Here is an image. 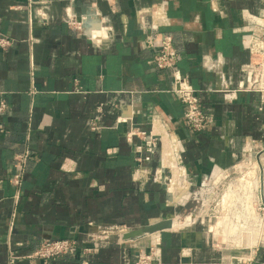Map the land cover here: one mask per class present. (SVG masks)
Returning a JSON list of instances; mask_svg holds the SVG:
<instances>
[{"label": "crops", "instance_id": "0c3cea01", "mask_svg": "<svg viewBox=\"0 0 264 264\" xmlns=\"http://www.w3.org/2000/svg\"><path fill=\"white\" fill-rule=\"evenodd\" d=\"M263 18L264 0H0V37L12 41L0 48V264H11V251L15 264H42L24 257L63 239L80 251L50 264H84L90 247L88 264H133L134 243L157 245L160 264H238L213 238L207 211L243 159L263 160L264 106L255 93L231 101L217 89L245 85L246 40ZM150 35L173 37L177 72L214 118L205 131L184 121L174 71L155 66ZM140 132L160 146L144 171ZM25 153L16 203L12 178ZM202 189L192 220L185 207ZM165 219L171 230L124 239Z\"/></svg>", "mask_w": 264, "mask_h": 264}, {"label": "built area", "instance_id": "2783aa9c", "mask_svg": "<svg viewBox=\"0 0 264 264\" xmlns=\"http://www.w3.org/2000/svg\"><path fill=\"white\" fill-rule=\"evenodd\" d=\"M68 25L79 31L83 30V21L78 20L75 16L68 13ZM103 32H96L90 35L92 41H98L103 36ZM11 40L6 37H0V48H7L11 44ZM147 49L153 53V62L158 69L161 70H173L174 71V85L172 92L176 95L178 100L184 105V121L195 132H203L208 129L213 121V116L208 113L203 104L198 91L177 72L178 52L174 44L172 36L166 35L161 39L150 35L145 40ZM246 47L250 55V61L243 68V72L246 74L247 81L243 87L238 90L230 89L226 84H221L218 87V91L225 94L228 100H236L239 92L245 91L249 93H255L259 96L260 104L264 106V18L261 23L252 30L249 38L246 40ZM6 108V105H2L0 113ZM134 135L142 139V144L137 146L136 149L139 154H146L138 159V171H144L146 164L152 162L153 157L159 150V139L147 132L133 133ZM30 159V154L25 153L16 157V168L18 172L13 176L12 183L18 188L15 195L16 203L20 199L19 188L22 186L24 179V170ZM255 164V163H254ZM254 165L245 161V169H250ZM186 179V175H184ZM156 180L165 183H170L169 179L165 176V173L156 171ZM218 192V191H217ZM207 199V198H206ZM262 206V204H261ZM202 213V212H201ZM201 215V214H200ZM264 247V243L262 245ZM249 248V247H248ZM264 249V248H262ZM245 250V249H244ZM248 250L254 257L249 259L233 257V260L238 264H252L256 260V253L260 250L257 247H252ZM80 251L77 241L72 239L63 240H46L43 241L40 246L31 254H28L24 258L37 259L42 264H50L51 261L60 259L66 256H76ZM264 251V250H263ZM93 252V249H82V256L84 257V264H88L87 257ZM133 264H160V252L157 245H138L133 244ZM20 257L15 255L14 252L10 253V263L15 264ZM248 260V261H247Z\"/></svg>", "mask_w": 264, "mask_h": 264}, {"label": "rangeland", "instance_id": "374dc122", "mask_svg": "<svg viewBox=\"0 0 264 264\" xmlns=\"http://www.w3.org/2000/svg\"><path fill=\"white\" fill-rule=\"evenodd\" d=\"M245 161L254 166L245 169ZM259 161L243 159L221 185L207 212L213 218V238L219 246L234 249L236 252L232 253L241 261L254 257L246 249L257 247L260 250L257 264H264V158ZM198 207L200 203L195 201L185 210L194 211Z\"/></svg>", "mask_w": 264, "mask_h": 264}, {"label": "water", "instance_id": "95a60500", "mask_svg": "<svg viewBox=\"0 0 264 264\" xmlns=\"http://www.w3.org/2000/svg\"><path fill=\"white\" fill-rule=\"evenodd\" d=\"M207 192L208 191H206L205 189H202L199 192L198 196L199 198H201V200L198 199V202L200 203V207L194 210L192 214L190 215V218L192 220H195L201 214V211L203 210L205 206ZM172 228H173V220L165 219L153 225H148L142 228L132 230L124 236V239L125 240H130V239L136 240V239L145 237L146 235L153 234V233H160L163 231L171 230Z\"/></svg>", "mask_w": 264, "mask_h": 264}, {"label": "bare ground", "instance_id": "6f19581e", "mask_svg": "<svg viewBox=\"0 0 264 264\" xmlns=\"http://www.w3.org/2000/svg\"><path fill=\"white\" fill-rule=\"evenodd\" d=\"M92 13V12H91ZM91 15V14H90ZM93 15V14H92ZM88 18V17H87ZM97 21H98V19H97ZM88 23V22H87ZM86 25V24H85ZM92 25V24H91ZM97 25V24H96ZM98 27V26H97ZM94 29V28H93ZM97 30V29H96ZM98 31V30H97ZM102 31V30H101ZM90 32V31H89ZM93 32V31H92Z\"/></svg>", "mask_w": 264, "mask_h": 264}]
</instances>
